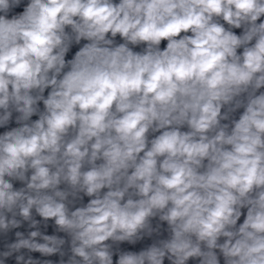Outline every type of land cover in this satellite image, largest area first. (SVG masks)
<instances>
[{
  "label": "clouds",
  "instance_id": "1",
  "mask_svg": "<svg viewBox=\"0 0 264 264\" xmlns=\"http://www.w3.org/2000/svg\"><path fill=\"white\" fill-rule=\"evenodd\" d=\"M261 89L264 0H0V264H264Z\"/></svg>",
  "mask_w": 264,
  "mask_h": 264
}]
</instances>
